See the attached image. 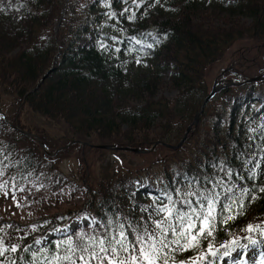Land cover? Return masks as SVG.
Here are the masks:
<instances>
[{
    "label": "trees",
    "instance_id": "16d2710c",
    "mask_svg": "<svg viewBox=\"0 0 264 264\" xmlns=\"http://www.w3.org/2000/svg\"><path fill=\"white\" fill-rule=\"evenodd\" d=\"M119 1L110 0L111 10L118 16L122 9ZM10 2L19 11H0V88L14 97L19 106H28L42 117L66 126L73 141L94 138L121 152H127L124 148L149 150L158 142L178 144L190 126L194 131L178 150L157 145L151 152L132 154L148 157L161 147L166 154L169 152L167 158L159 157L143 165L133 160L117 161L116 165L107 166L106 173L94 183L84 172L78 185L84 188L87 199L78 212L42 219L34 223L36 230L29 227L32 224L8 221L0 213V229H20L19 235L27 231V243L39 250L46 245L43 241L36 245L34 239L56 241L66 234L87 230L92 221L70 231H51L66 228L83 211L98 218L114 211L115 206L127 212L132 192L138 203L151 204L160 189L175 187V181L182 180L183 175L212 174L211 165L220 160L227 162L234 172L245 174L243 161L238 157L258 152L256 145L264 144V138L259 131L247 132L238 118L224 120L228 106L224 104L220 109L216 101L238 89H253L264 81L224 88L202 110L210 93L205 70L239 40L264 43V0H159L142 18L144 6L133 8L134 21L109 20L105 15L107 7L101 9L90 2L73 9L65 0ZM73 13H78L76 20ZM163 33H167V38ZM149 44L153 47L149 48ZM231 74L236 83L253 78L244 70ZM221 78L226 79L225 75ZM247 98H252L250 109L257 114L263 102L253 96ZM8 118L6 121L0 116V146L7 145V150L0 152V161L4 156L13 161L14 167L10 166L8 172L19 174L18 187L36 184L53 192L67 189L72 183L57 170L53 158L43 153L37 141L22 134L23 127L15 117ZM210 118L218 119L219 125L213 128L208 124ZM262 126L264 111L258 120H250L246 128ZM249 135L256 137L251 149L247 147ZM102 145H95L92 150L100 151L98 146ZM251 167L249 164L248 168ZM4 179L7 176L0 177ZM233 180L241 187L245 183L249 187L252 183L264 184L261 176L255 181H239L237 177ZM257 195L251 203L250 196L245 198L243 215L224 225L218 218L216 241L223 243L235 236L240 238L237 244L247 248L237 247L230 256L215 258L213 264H236L241 257H259L264 252V235L260 232L264 228V194ZM248 224L259 227L249 233ZM253 238L255 244L251 243ZM204 244L206 241H202ZM191 255L193 251L188 250L177 253V258Z\"/></svg>",
    "mask_w": 264,
    "mask_h": 264
},
{
    "label": "snow or ice",
    "instance_id": "6c2138e0",
    "mask_svg": "<svg viewBox=\"0 0 264 264\" xmlns=\"http://www.w3.org/2000/svg\"><path fill=\"white\" fill-rule=\"evenodd\" d=\"M100 2L105 3L109 9L105 14L109 20L124 18L134 21L136 13L133 8L144 6L142 18L147 9L155 6L159 0H131L130 5L128 0H120L125 7L120 10L119 16L111 10L110 0ZM7 9L19 11L17 5L10 0H0V11ZM110 26L115 27V24ZM162 35L167 38V33ZM156 43H159V40ZM100 47L104 48L105 45L100 44ZM148 47L153 45L149 44ZM257 131L264 138V126L247 129L249 133ZM255 139L252 135L247 137L250 142L247 144L248 149L253 147L251 142ZM256 148L260 158H257V151L243 153L238 157L243 161V175L238 171L234 172L227 162L220 160L211 165L212 174L203 172L194 177L183 175L182 180L175 181V187L160 189L159 195L151 204L138 203L135 192H132L128 196L127 212L120 206H115L114 211L106 212L99 218L91 216L92 223L88 225L87 230L66 234L56 241L43 237L34 239V244L40 245L43 241L46 245L39 250H33L27 243V231L19 235L20 229H14V232H9L6 228L0 229V264H213L215 258L228 257L237 247L247 248L245 244L238 245L240 238L235 236L231 240L226 239L223 243H218L214 231L218 218L219 223L224 225L234 220L237 215H243L246 197H251L248 200V203H251L258 198V193L264 194V184L252 183L249 187L245 183L241 187L233 180V177H237L239 181H255L258 176L264 177V168H261L264 144H257ZM6 150L7 145L0 146V152ZM249 164L252 165L251 168H248ZM10 166L14 167L13 161L4 156V160L0 161V177L7 176V179L0 180V187L4 188L3 194L6 198L11 193L13 201L16 202L15 193L22 190V186L18 187L16 184V180L20 178L18 173L9 174ZM86 218H89L87 214ZM29 227L33 230L37 228L35 224ZM256 227L248 224L247 231L254 232ZM260 232L264 235V228H261ZM202 241H206V244L202 245ZM256 242L255 238L251 239V243ZM188 250H192L194 255L177 258V253ZM20 252L29 255L22 256ZM238 264H248V261L241 257ZM256 264H264V252L260 254Z\"/></svg>",
    "mask_w": 264,
    "mask_h": 264
},
{
    "label": "rangeland",
    "instance_id": "374dc122",
    "mask_svg": "<svg viewBox=\"0 0 264 264\" xmlns=\"http://www.w3.org/2000/svg\"><path fill=\"white\" fill-rule=\"evenodd\" d=\"M65 1L72 9L77 6L81 7L89 2L99 5L101 9L106 8L105 3L100 2V0ZM106 2H109V0H106ZM118 4L119 8L125 7L120 1ZM72 15L75 20L78 18V13H73ZM240 70H244V73L250 77H257L264 73V43L255 42L251 39H242L235 42L218 61L206 68L205 84L207 89L211 92L216 80L221 79L222 73L226 79L232 80L231 72L235 73V71ZM172 95L168 94L171 97ZM248 96H253V98L260 99L263 102V105L258 108L257 114L254 113L253 109H250L249 102L253 101L252 98H247ZM14 99L3 88H0V109L2 114L15 117L25 131L34 133L41 138L45 144L46 152H55L52 158L57 170L61 175L63 174V176L68 177L72 184L67 189L58 192L43 189L36 184H28L22 190L16 191V202L13 201L11 193L6 198L3 194L4 191L0 190V213L8 221L32 224L42 219L51 218L55 214L65 215L72 211L78 212L87 199L84 188L78 185L79 178L84 175V172L88 173V177H90V180L92 178L91 181L94 183L95 180H100L103 173H106L107 166H111L112 163L116 165L117 161L127 163L133 160L136 161L137 165H143L152 163L159 157L166 156L165 158H167V155H169V152L166 154L167 151L160 149L161 147L157 148V150L155 149L156 152L153 155L141 158L134 157L132 154L136 153L130 151L121 152L112 149L92 150V147L95 145H102L101 142H98L94 138H87L84 141L76 140L77 142H81V144L75 145L76 141L73 142L71 140L74 138L70 136L66 126L60 125L57 121L42 117L36 112L31 111L28 106H19ZM216 103L220 109H222L224 104L228 106L224 120L230 122L233 118H238L237 121L245 124L243 126L247 131L246 126L250 120H258L264 111V83L262 85H255L253 89H238L233 94L220 96ZM219 123L220 121L215 118H210L208 122L213 128L219 125ZM82 213V218L73 224L74 227L87 224L91 221L90 218H86L84 211ZM259 259L260 257L257 259L255 257L249 258V255L245 257L248 264H256V261ZM231 264H235L234 261Z\"/></svg>",
    "mask_w": 264,
    "mask_h": 264
},
{
    "label": "water",
    "instance_id": "95a60500",
    "mask_svg": "<svg viewBox=\"0 0 264 264\" xmlns=\"http://www.w3.org/2000/svg\"><path fill=\"white\" fill-rule=\"evenodd\" d=\"M221 76H223V73L221 74ZM261 80H264V78H261V77H254V78H250V79L246 80V82H243V83H233V82H228L225 86L222 85L223 81H221V82H217V81H216V82L214 83L213 87H212L211 92H210L209 95L207 96V98H206V100H205V102H204V104H203V106H202V108H203L202 110H204L206 104H207L211 99H213V98L215 97V95H216L217 93H219V92H220L222 89H224L225 87H229L230 85L240 86V85H242V84H244V83H252V82H257V81H261ZM0 114H2V113H1V110H0ZM198 117H199V115L196 117L195 127H196V125L198 124ZM192 131H194V128H193V126H190V127L188 128L187 132L185 133L184 137L182 138V140H181L177 145L162 144L161 142H160L159 144H162V145L166 146V147L169 148V149L178 150V149H179L180 147H182L183 144L186 142V140H187V138H188V135H189ZM22 132H23V134H25V135L28 136V137H34V138H36V139L39 141V143H40L41 147L43 148V150L46 151V147H45V145L43 144L42 140H41L38 136H36V135H34V134H31V133H28V132H25V131H22ZM98 148H101V149H114L113 146H103V145H102V146H98ZM122 150L130 151V152H133V153H136V154H138V153H147V152H149V150L147 151V150H139V149H133V148H124V149H122ZM56 153H57V152H56ZM49 155L53 156V155H55V152L52 153V154L49 153Z\"/></svg>",
    "mask_w": 264,
    "mask_h": 264
},
{
    "label": "bare ground",
    "instance_id": "6f19581e",
    "mask_svg": "<svg viewBox=\"0 0 264 264\" xmlns=\"http://www.w3.org/2000/svg\"><path fill=\"white\" fill-rule=\"evenodd\" d=\"M257 77H261V78H264V76H262V75H260V76H257ZM188 130V129H187ZM33 140H35V141H37V143L39 144V146L41 147V145H40V143H39V141L36 139V138H34V137H31ZM41 139V138H40ZM73 142H75V141H73ZM160 142H158L153 148H150L149 149V152H151L157 145H161V146H164V145H162V144H166V143H163V142H161L162 144H159ZM44 144V143H43ZM76 144H81V142H75V145ZM45 145V144H44ZM169 145H173V144H169ZM174 145H177V144H174ZM164 147H166V146H164ZM42 148V147H41ZM167 148V147H166ZM43 149V148H42ZM148 151V150H147ZM152 203V202H151Z\"/></svg>",
    "mask_w": 264,
    "mask_h": 264
}]
</instances>
